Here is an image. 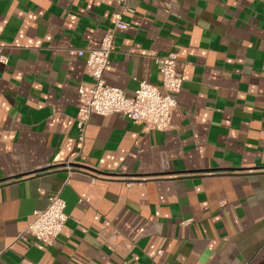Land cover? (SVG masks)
<instances>
[{"label": "crops", "instance_id": "1", "mask_svg": "<svg viewBox=\"0 0 264 264\" xmlns=\"http://www.w3.org/2000/svg\"><path fill=\"white\" fill-rule=\"evenodd\" d=\"M118 12L106 82L160 86L174 52L178 106L169 130L94 114L80 148L71 51ZM0 54V264H264V0H0ZM55 194V244L18 239Z\"/></svg>", "mask_w": 264, "mask_h": 264}, {"label": "built area", "instance_id": "2", "mask_svg": "<svg viewBox=\"0 0 264 264\" xmlns=\"http://www.w3.org/2000/svg\"><path fill=\"white\" fill-rule=\"evenodd\" d=\"M119 1L125 9L129 0ZM114 18L113 29L103 36L99 47L71 51L79 56L86 54V72L92 80L89 90L83 87L79 90L81 106L77 116V128L80 148L85 140L89 119L94 114H121L148 129L169 130L172 126V112L178 106V94L184 84V78L177 69L178 57L174 52L159 59L160 86L142 81L134 96L128 97L124 90L108 84L104 74L115 50L116 32L128 27V23L121 18V12L116 13ZM0 60L7 62L2 54ZM68 219L64 198L60 194L50 196L47 207L33 213L18 239L51 246L55 244Z\"/></svg>", "mask_w": 264, "mask_h": 264}, {"label": "water", "instance_id": "3", "mask_svg": "<svg viewBox=\"0 0 264 264\" xmlns=\"http://www.w3.org/2000/svg\"><path fill=\"white\" fill-rule=\"evenodd\" d=\"M73 166H78V167L86 168L85 166H80V165H78V164H73Z\"/></svg>", "mask_w": 264, "mask_h": 264}]
</instances>
